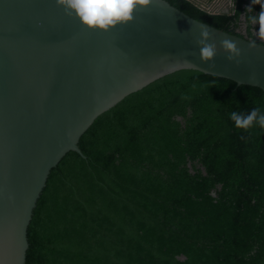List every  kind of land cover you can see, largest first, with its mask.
I'll return each mask as SVG.
<instances>
[{"label":"trees","instance_id":"obj_1","mask_svg":"<svg viewBox=\"0 0 264 264\" xmlns=\"http://www.w3.org/2000/svg\"><path fill=\"white\" fill-rule=\"evenodd\" d=\"M166 1L264 43L251 0L218 12ZM257 106L261 87L192 68L127 94L81 134L84 157L51 168L24 264H264V129L228 116Z\"/></svg>","mask_w":264,"mask_h":264},{"label":"water","instance_id":"obj_2","mask_svg":"<svg viewBox=\"0 0 264 264\" xmlns=\"http://www.w3.org/2000/svg\"><path fill=\"white\" fill-rule=\"evenodd\" d=\"M205 27L216 48L211 61L199 57ZM224 39L240 49L233 60ZM181 68L264 90V43L166 0L138 5L107 31L82 25L55 0H0V264H24L27 226L48 174L69 150L85 156L78 140L93 120Z\"/></svg>","mask_w":264,"mask_h":264},{"label":"clouds","instance_id":"obj_3","mask_svg":"<svg viewBox=\"0 0 264 264\" xmlns=\"http://www.w3.org/2000/svg\"><path fill=\"white\" fill-rule=\"evenodd\" d=\"M55 3L63 7L66 15L78 19L82 25L90 29L107 31L129 21L135 8L138 5L148 4L149 0H55ZM257 3L260 7L258 11H255L252 6ZM246 10H251L248 21L255 23L258 26V35L264 37V0H251ZM208 36L207 28H202L201 38L197 40L200 46L199 57L202 61H211L216 52L215 45L207 41ZM221 46L230 53L227 57L229 60H233L234 56L238 57L240 54V49L236 47L234 41L224 39L221 41ZM235 62L238 63V60ZM188 63L191 62L188 61ZM209 66H212L211 63ZM228 116L235 127L247 130L255 124L264 129V110L259 106L251 108L246 113L233 110L228 113Z\"/></svg>","mask_w":264,"mask_h":264},{"label":"rangeland","instance_id":"obj_4","mask_svg":"<svg viewBox=\"0 0 264 264\" xmlns=\"http://www.w3.org/2000/svg\"><path fill=\"white\" fill-rule=\"evenodd\" d=\"M196 3L202 5L208 11H221L225 7H230L233 4V0H193ZM243 29V25L241 26ZM254 37L257 39H264L258 35V29H253Z\"/></svg>","mask_w":264,"mask_h":264},{"label":"built area","instance_id":"obj_5","mask_svg":"<svg viewBox=\"0 0 264 264\" xmlns=\"http://www.w3.org/2000/svg\"><path fill=\"white\" fill-rule=\"evenodd\" d=\"M195 2V1H194ZM196 3V2H195ZM198 4V3H196ZM200 7L204 8L202 5L198 4ZM205 9V8H204ZM212 12H218V11H212Z\"/></svg>","mask_w":264,"mask_h":264}]
</instances>
